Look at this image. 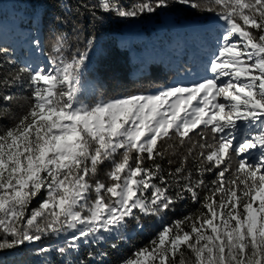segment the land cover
<instances>
[{
	"label": "snow or ice",
	"instance_id": "6c2138e0",
	"mask_svg": "<svg viewBox=\"0 0 264 264\" xmlns=\"http://www.w3.org/2000/svg\"><path fill=\"white\" fill-rule=\"evenodd\" d=\"M175 3L224 25L205 66L212 76L192 86L86 103L80 72L87 57L78 51L67 58L63 33L47 65L35 63L43 50L33 37V63L0 76V118L11 115L14 86L24 81L30 90L28 110L0 128V252L29 245L36 255L64 258L59 264H90L66 258L105 233L130 238V222L142 228V216L163 221L178 202L190 200L199 205L194 212L162 223L120 264H264V0ZM170 6V0L132 7L97 0L91 15L102 21L98 9L136 18ZM7 52L0 46V56ZM11 63L0 61V70ZM173 137L186 154L165 170L158 144ZM105 162L111 164L106 181L97 178ZM61 237L56 248L41 243Z\"/></svg>",
	"mask_w": 264,
	"mask_h": 264
},
{
	"label": "trees",
	"instance_id": "16d2710c",
	"mask_svg": "<svg viewBox=\"0 0 264 264\" xmlns=\"http://www.w3.org/2000/svg\"><path fill=\"white\" fill-rule=\"evenodd\" d=\"M115 2L123 7H132L139 0ZM94 4L97 0H58L57 3L51 0H0V46L8 49L6 55L0 56V61H12L4 65L0 76L15 72L25 63H33L28 51V40L33 37L41 41L43 50V55L35 63L47 65L46 58L54 54L52 46L61 33L67 40V58L70 59L78 51L87 57L80 72V99L86 103L138 92L151 94L186 79L195 83L210 76L211 72L206 71L205 66L212 49L218 46L217 38L224 28L222 21H216L208 13L175 3V0H170L171 6L167 9L136 18L104 15L96 9L97 16L103 15L102 21H96L91 15V5ZM169 21L174 28L166 23ZM195 22L200 25L196 30L185 26ZM3 91L0 88V94ZM11 91L17 100L10 104L11 115L0 118V128L11 126L30 106V90L24 81ZM158 147L164 152V158L158 162L165 170L178 167L181 154H186V148L179 146L175 137L159 141ZM169 160L173 161L172 164L168 163ZM188 166H192L191 160ZM110 168L109 162L101 165L97 178L106 181ZM206 178L211 180L213 176L207 174ZM43 196L41 192L32 206L35 207ZM197 207L199 205L185 200L168 211L163 221L159 217L142 216V228L129 223L126 236L130 238L119 239L120 233H113L112 236L105 233L104 240L81 244L80 249L66 259H83L90 264H120L122 257L147 244L162 223L194 212ZM41 243L56 248L63 243V238L58 241L45 239ZM41 243L35 247L41 246ZM113 243L117 244L116 248L111 247ZM88 253H92V257ZM0 259L4 264H59L64 258L54 252L36 255L33 246L25 245L0 252Z\"/></svg>",
	"mask_w": 264,
	"mask_h": 264
},
{
	"label": "rangeland",
	"instance_id": "374dc122",
	"mask_svg": "<svg viewBox=\"0 0 264 264\" xmlns=\"http://www.w3.org/2000/svg\"><path fill=\"white\" fill-rule=\"evenodd\" d=\"M166 23H169V25L171 24L170 23V21L169 22H166ZM187 28H190V29H194V30H196L200 25L198 24V23H192V24H188V25H185ZM175 26H173L172 24H171V28H174ZM212 76V73L210 74V76L209 77H211ZM194 84V81H192V80H188V79H186V80H183V81H180L179 83H177V85H179V86H192ZM255 154V153H254Z\"/></svg>",
	"mask_w": 264,
	"mask_h": 264
}]
</instances>
